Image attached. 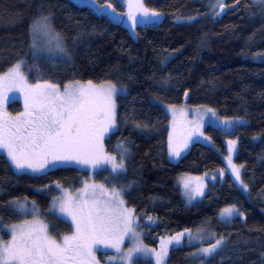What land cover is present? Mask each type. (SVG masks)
<instances>
[{"label": "trees", "instance_id": "obj_1", "mask_svg": "<svg viewBox=\"0 0 264 264\" xmlns=\"http://www.w3.org/2000/svg\"><path fill=\"white\" fill-rule=\"evenodd\" d=\"M97 1L121 9L115 0ZM144 2L163 12L165 19L158 27L138 28L133 39L121 25L69 0H0V72L23 60L25 75L33 83L111 80L123 86L125 92L117 96L116 129L105 138L104 147L118 158V144L130 150L126 170L115 178L109 168L90 176L74 165L15 174L0 152V238L8 240L5 227L24 218L9 203L16 198L35 201L56 236L70 234L68 218L50 213L57 182L60 188L74 190L92 178L109 188L127 189L124 199L135 209L147 245L157 246L161 237L185 228L208 227L225 239L203 264H264V3L224 0L226 12L214 23L209 0ZM41 15L52 16L55 30L69 46V61L32 54L30 28ZM164 57L168 59L162 63ZM169 75L172 79L163 84ZM185 92L189 104L214 108L223 119L239 118L242 123L227 132L205 126L210 142H191L177 157L168 151L170 117L161 103L186 102ZM8 108L18 112L20 102L12 101ZM227 139L238 140L234 163L243 165V184L227 168ZM218 170L224 174H215ZM205 174L212 175L203 183L204 194L188 204L179 176ZM231 205L243 215L223 222L221 210ZM149 216L154 219L149 221ZM200 246H173L165 262L201 264L191 255ZM135 261L155 264L152 259Z\"/></svg>", "mask_w": 264, "mask_h": 264}, {"label": "snow or ice", "instance_id": "obj_2", "mask_svg": "<svg viewBox=\"0 0 264 264\" xmlns=\"http://www.w3.org/2000/svg\"><path fill=\"white\" fill-rule=\"evenodd\" d=\"M259 2L264 3V0ZM87 3L102 16L118 20L112 3L99 7L96 0H87ZM225 7L224 0H216L212 5L213 13L219 15ZM127 8L128 11L123 15L133 29L139 24L153 22L162 15L155 8L146 6L144 0H127ZM32 34V48L37 52L46 50L49 54L69 56L64 38L55 30L50 15H41L34 21ZM167 59L164 57L161 62ZM171 79L169 75L162 83L167 84ZM14 91L22 93L24 100V110L16 115L8 113L5 107L8 94ZM124 91L123 86L118 88L111 80L99 85L92 80H70L63 85L51 80L29 83L24 61L15 62L6 71L0 72V150L6 154L8 167L14 169L15 174H37L58 164L85 165L93 171L108 165L115 174L114 178L123 174L130 150L118 144V158L105 150L104 140L116 128L117 96ZM184 95L187 97L188 93ZM169 108L173 115V127L168 136V151L170 155L178 157L194 135H203L201 128L204 118L209 114L216 117L217 113L214 108L202 105L195 110L197 119L187 122L192 127L178 129L177 113L184 118L187 112L184 108L177 109L176 105H170ZM240 122L239 118L222 120L225 131ZM136 127L141 125L137 123ZM236 144V140L227 141L229 155L226 159L236 180L243 184L240 175L243 165L234 164L231 156L236 151ZM223 174L221 170L220 175ZM56 186L61 187L59 182ZM184 188L189 200L204 194L202 181L194 187L185 181ZM126 191L124 187L113 185L109 188L105 184L87 181L75 196L64 190L63 195L54 198L50 209L57 219L66 217L71 222L70 234H64L59 239L50 234L49 225L39 218L35 201L31 206L26 198L23 201L19 198L10 201L19 214L32 213L33 218L7 226L11 239L5 241L0 238V264H100L96 257L99 245L115 250L116 255L109 257L110 264L112 261L115 264H136V254L154 256L156 264H165L169 246L173 243L179 245L184 238L190 245L193 242L200 243L201 246L191 255L200 258L203 264L205 259L223 247L225 238L222 235L209 233L206 228L199 227L195 233L185 228L175 235L161 237L159 251L148 248L143 243L135 209L127 207L124 199ZM236 215L243 213L235 205L222 209L220 213L221 220L227 223ZM153 219L148 217L149 221ZM126 239L132 241V246L125 251ZM206 241L207 246H203Z\"/></svg>", "mask_w": 264, "mask_h": 264}, {"label": "rangeland", "instance_id": "obj_3", "mask_svg": "<svg viewBox=\"0 0 264 264\" xmlns=\"http://www.w3.org/2000/svg\"><path fill=\"white\" fill-rule=\"evenodd\" d=\"M209 1H210V3H208V6H209L208 13H209L210 16L213 17L215 14L213 13L212 5L215 4L216 0H209ZM217 11H218V10H217ZM50 17H51V19H52V16H51V15H50ZM37 19H38V18H37ZM37 19H36V20H37ZM36 20H34V21H36ZM34 21L32 22V24H31V28H30V47H31V52H32V54L35 55V56H38V57H45V58H48V59H51V60H54V61H57V60H61V61H62V60H64V61H69L70 58H71V52H70V49H69L68 44L66 43L65 38H64L62 35H61V36L64 38V44L66 45V47H67V49H68V51H69V56H67V57L63 56L62 54H56V53H51V54H49L46 50H41V51L37 52L35 49L32 48V44H33L32 25H33ZM57 32H58V31H57ZM37 39L39 40V38H37ZM82 82H85V81H82ZM29 83H33V82H30V81H29ZM94 83L97 84V85H99V84H101V83H103V82H94ZM117 87L120 88L121 86L117 85ZM123 88H124V87H123ZM124 89H125V88H124ZM124 92H125V91H124ZM124 92H121L120 94H122V93H124ZM8 96H9V99H8L7 104L5 105L7 112H8V113H11L12 115H16L18 112H22V111L24 110V100H23V95H22V93H20V92H18V91H14V92L9 93ZM12 101H19V102H20V105H21V110H20V111H18V112H13V111H10V110H9V108H8V104H10V102H12ZM161 104H162L163 108L167 111V113H168V115H169V117H170L169 131H171V132H172V127H173V124H172V122H173V115H172V112H171V110H170V108H169L170 105H176L177 109L184 108L185 111L187 112V116L184 117V118H181V117L179 116V113H177V128H178V129H179V128H182V127L185 128V129L192 127V125H191L190 123H187V122H192V121H195V120L197 119V113H196L195 110H196L197 108H199L200 106H202V105H192V104H189L187 101H186V102H182V103H180V104H169V103H164V104L161 103ZM203 106H204V105H203ZM216 113H217V111H216ZM222 120H223V118H222L218 113H217L216 117H212L211 114H209L208 116H206V117L204 118V120H203V127L201 128V131L203 132V135L201 136V135H199V133H197L196 135H194V136L192 137V139H191V141H190L189 143H191V142H204V143H208V142H210L209 139H206L207 135H206L205 132H204V128H205V126H207V125H212V126H215V127H219L221 130L225 131V126L222 124ZM241 123H242V122H240V123H236L235 125H239V124H241ZM235 125L232 126V127L227 128V131H231V130H233L234 127H235ZM115 129H116V128H115ZM115 129H114V130H115ZM114 130H113V131H114ZM113 131H112V132H113ZM227 131H226V132H227ZM112 132H110V133H112ZM110 133H109V134H110ZM109 134H108V135H109ZM228 140H230V139H227V141H228ZM231 140H232V139H231ZM227 141H226V147L228 148ZM236 141H237V144H236V151H237L238 140H236ZM105 150H106V149H105ZM236 151L233 152V153L231 154L233 163H234V158H235V155H236V154H235ZM0 152H2L3 154H5V153L3 152V150H0ZM5 155H6V154H5ZM228 155H229V153H228V151H227V155L225 156V162H227V168H228L229 172L232 173V169H231V167H230L229 164H228V160L226 159V157H227ZM225 164H226V163H225ZM234 164H235V163H234ZM71 165H74V166H77V167H81V168L86 169L87 171H89V172L91 173L90 176H91L92 173L94 172L90 167L85 166V165H76V164H71ZM236 165H237V164H236ZM58 166H65V165H64V164H58V165L55 166V167L49 166V168L46 169L45 172H46L47 170H50V169H52V168H56V167H58ZM237 166H240V165L238 164ZM101 168H109V169H110V166L105 165V166H103V167H101ZM98 169H100V168H98ZM98 169H96V170H98ZM240 171H242V168L240 169ZM217 172H218V173H217ZM214 173H215V174H216V173H217V174H220V173H221V170H218V171H216V172H214ZM31 174H33V173H31ZM37 174H39V173H37ZM207 175H212V174H205V175H199V176H195V175H182V176H179L178 182H179V184H180V186H181V192H182V195L184 196L185 201H186L188 204H193V203H195V200H196L197 196H195L193 199L189 200L188 195H186V193H185L184 182H185V181H188V182L190 183V185L194 187L198 182H201V181H202V183H204L205 179L208 178ZM87 182H88V183H92V182H94V181H93L92 178H91V179L88 180ZM96 184H99V183H96ZM81 187H83V185H82ZM81 187H79L78 189H74V190H67V189H63V188H57L59 191H58V193L52 198L51 203H50V209L52 208L54 198L63 195L64 190H67V191L70 192L73 196H75V195H77V192H78V190H79ZM21 201H23V199H22ZM27 202H28L29 206H31V203H32V202L29 201V200H27ZM35 205H36V204H35ZM127 207H128V206H127ZM129 208H130V207H129ZM36 209H37L38 214H39V208H38L37 205H36ZM237 216H238V215H237ZM32 218H33L32 213H29L28 215H24V218L22 219V221L25 220V219L30 220V219H32ZM39 218H40L41 220H43V219L40 217V215H39ZM219 218H220V220H221V217H219ZM22 221H20V222H22ZM43 221H44V220H43ZM69 221H70V220H69ZM44 222H45V221H44ZM18 223H19V222H18ZM45 223H46V222H45ZM204 228H206V229L208 230L209 233L212 232V231H210V229H208V227H204ZM5 229H6V231L8 232V230H7V226L5 227ZM139 231H140L141 234H142V231H141L140 229H139ZM49 232H50L51 235L55 236L56 238H58V239L61 238V237L56 236V235H55L54 233H52L50 230H49ZM180 232H181V231H180ZM195 232H196V229L193 230V233H195ZM8 233H9V232H8ZM172 235H175V234H172ZM142 236H143V235H142ZM166 237H167V236H166ZM10 239H11V235H10V233H9V239H8V240H10ZM5 241H7V240H5ZM206 242H207V241H206ZM143 243H144L148 248H155L157 251L160 250V240H159V243H158L157 246H150V245H147V244L144 242V240H143ZM198 243H199V242H193L191 245H193V244H198ZM182 244L190 245V243H189V241L187 240V238H184V239L182 240V242H181L179 245H182ZM199 244H200V243H199ZM131 246H132V241L129 240V239H126L125 242H124V249H125V251L127 250V248H129V247H131ZM173 246H178V245L175 244V243H173L172 245L169 246V248H171V247H173ZM203 246H207V244H205V245H203ZM115 255H116V253H115V250H114V249H112V248H108V247H104V246H102V245L97 246L96 257L100 260V264H110L109 257H114ZM135 259H152V260L154 261V263L156 264V261H155V257H154V256H145V255H142V254H136V255L134 256V260H135ZM165 261H166V260H165ZM111 264H115V261H112ZM165 264H166V262H165Z\"/></svg>", "mask_w": 264, "mask_h": 264}, {"label": "water", "instance_id": "obj_4", "mask_svg": "<svg viewBox=\"0 0 264 264\" xmlns=\"http://www.w3.org/2000/svg\"><path fill=\"white\" fill-rule=\"evenodd\" d=\"M69 1H71L72 2V4L74 5V6H76V7H86V8H88L89 10H90V12H92L94 15H96V16H102L100 13H98L97 11H96V9L95 8H93L91 5H89L88 3H87V0H69ZM119 5H120V7H121V9L119 10V9H117L116 7H115V5H113L114 7H115V9H116V14L118 15V20H116V21H113L112 19H111V17L110 16H103L104 18H106V19H108V20H110V21H112V22H115V23H117V24H119V25H121L128 33H129V35L133 38V39H135L136 38V31H137V29L138 28H140V29H144V28H148V27H158V26H160L161 24H163V22H164V19H165V15H164V13L163 12H161L162 13V15L158 18V19H156V20H154L153 22H146V24H139V25H137L136 27H135V29H133L132 27H131V23H130V21H128V19H127V17L125 16V15H123L124 13H126L127 11H128V8H127V0H115ZM106 3H111V2H103V3H100V2H98L97 0H96V5H97V7H99L100 5H104V4H106ZM145 3V2H144ZM226 7H225V9H224V11L222 12V13H220L219 15H214L213 17H212V21L214 22V23H219L220 21H221V19H222V17H223V15L225 14V12H226ZM106 11H108V12H110L111 10H108V9H106ZM184 101H187V97L186 96H184Z\"/></svg>", "mask_w": 264, "mask_h": 264}]
</instances>
